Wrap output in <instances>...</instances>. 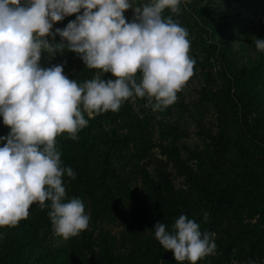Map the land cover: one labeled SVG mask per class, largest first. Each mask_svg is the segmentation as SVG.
Listing matches in <instances>:
<instances>
[{"label":"rangeland","instance_id":"obj_1","mask_svg":"<svg viewBox=\"0 0 264 264\" xmlns=\"http://www.w3.org/2000/svg\"><path fill=\"white\" fill-rule=\"evenodd\" d=\"M142 2L136 0L134 6ZM180 9L178 16L167 10L164 16L171 15L189 32L190 55L196 61L193 77L177 102L163 111L153 112L146 98H133L118 113L84 114L89 123L78 134H87L95 162L113 171L108 182L114 195L101 209L100 197L86 188L81 194L75 189L86 177L83 169L71 167L76 178L65 174L63 181L84 202L90 224L69 239L54 235L39 204L30 207L24 222L37 228L34 253L46 264H93L105 240L111 243L109 255L115 264H177L173 253L155 239L154 226L163 222L171 231L180 215L203 212L198 192L190 187L192 177L230 179L228 164L241 159L242 144L258 149L264 167V52L252 39L264 40V0H182ZM124 16L131 22L134 12L129 9ZM75 19L72 15L54 24L53 33ZM47 39L52 42L51 36ZM55 42H60L59 36ZM40 64H62L64 74L78 83L96 75L67 49L54 57L43 53ZM254 70L258 78L249 83L247 76ZM102 78L114 79L111 73ZM232 103L240 110L241 127L232 121ZM9 131L0 117V135ZM63 135L57 147L66 142ZM62 166L67 167L63 162ZM20 231L21 224L0 229V237L10 240ZM201 231L215 233L216 251L197 264H264V213L250 205L235 217L233 226L218 218Z\"/></svg>","mask_w":264,"mask_h":264},{"label":"clouds","instance_id":"obj_2","mask_svg":"<svg viewBox=\"0 0 264 264\" xmlns=\"http://www.w3.org/2000/svg\"><path fill=\"white\" fill-rule=\"evenodd\" d=\"M187 3L189 0H183ZM0 0V117L10 129L0 137V229L27 220L30 207L49 205L54 235L69 239L86 231L90 216L84 202L66 201L57 138L71 140L88 126L90 116L118 113L122 105L147 99L153 112L174 105L194 75L191 40L185 27L165 11L180 14L182 0ZM131 9L128 22L124 13ZM82 12V14H80ZM75 15L66 28L53 25ZM52 37V42L47 39ZM60 42H55V37ZM258 51L264 40L253 37ZM79 56L96 75L78 83L63 65L41 67L42 54ZM111 73L114 79L104 80ZM204 220L209 213L204 212ZM155 239L177 264H197L216 251L215 233L201 231L194 219L180 215L171 231L154 226Z\"/></svg>","mask_w":264,"mask_h":264},{"label":"trees","instance_id":"obj_3","mask_svg":"<svg viewBox=\"0 0 264 264\" xmlns=\"http://www.w3.org/2000/svg\"><path fill=\"white\" fill-rule=\"evenodd\" d=\"M195 13L198 15L199 10L195 9ZM260 70V68L257 69L258 72H261ZM247 78L249 83L258 78L256 70L249 74ZM232 104V121L235 125L241 127L243 120L240 110L235 103ZM5 136L0 135V137ZM63 136L66 142L64 145L57 147L61 152L63 165L83 169V175L86 177V182L77 185L75 189L78 188L77 190L81 194L86 188L93 196L100 197L98 206L103 209V205L107 204L108 198L114 195V187L108 182V177L114 176L113 171L95 162V153L92 152V146L88 145L89 138L84 131L82 134H78L77 140L67 138V134ZM0 147H3L2 142H0ZM241 150V159L231 163V165L228 164V167L231 168L228 173L231 176L230 179H223L220 175L212 177L210 181L203 180L197 175L192 177L190 187L198 192L200 196L199 205L203 212L197 216H188V218L194 219L203 229H206L211 220H218V218H225L229 221L230 226H233L235 217L239 216L243 212V208L248 205L255 212L264 213V167L258 157L259 151L258 149L253 151L245 144L241 145ZM80 159L84 163H81ZM67 185H65L66 201L78 197L79 195L73 187ZM174 197H180V195L175 194ZM46 203L49 206L43 210L46 211L48 216L50 202ZM204 212L209 213L207 221L204 220ZM19 224H21V231L16 236L11 237L10 240L0 237V264H46L45 260L34 253L38 240L37 228L24 221ZM249 241L251 244L255 242L252 237ZM110 244L108 240H105L104 245L98 251L99 257L94 260L93 264H115L112 261L113 256L109 255L111 251Z\"/></svg>","mask_w":264,"mask_h":264}]
</instances>
